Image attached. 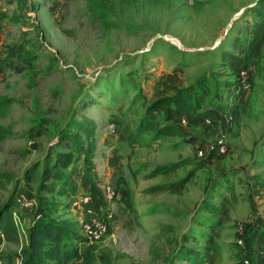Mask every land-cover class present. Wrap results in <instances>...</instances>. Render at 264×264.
I'll list each match as a JSON object with an SVG mask.
<instances>
[{
    "label": "rangeland",
    "instance_id": "374dc122",
    "mask_svg": "<svg viewBox=\"0 0 264 264\" xmlns=\"http://www.w3.org/2000/svg\"><path fill=\"white\" fill-rule=\"evenodd\" d=\"M0 13V204L13 200L19 232L17 244L0 236V264H20L39 199L78 234L77 180L72 192L28 179L68 150L63 134L84 140L86 120L98 185L122 194L101 242L73 241L90 264H243L234 225L264 222V0H0ZM166 97L189 99L178 122L153 106Z\"/></svg>",
    "mask_w": 264,
    "mask_h": 264
},
{
    "label": "trees",
    "instance_id": "16d2710c",
    "mask_svg": "<svg viewBox=\"0 0 264 264\" xmlns=\"http://www.w3.org/2000/svg\"><path fill=\"white\" fill-rule=\"evenodd\" d=\"M3 18L4 14L0 13V22ZM8 51L9 57L19 55L20 58L24 59L21 48H19L18 51L9 48ZM12 62L13 61H11L10 64L8 62L9 67L13 65ZM168 78L172 79V77L165 76L163 84L166 87L169 85V89L174 90L177 85H180V80L173 78L177 81V84L175 87L170 86L168 83L172 82V80L168 81ZM237 81L230 84V95H233L235 89L239 90L241 88L240 76H237ZM170 101L171 98L166 97L163 98V100L154 101L153 106L163 108L167 119L178 122L181 119V115L184 111L183 109L189 106V99L188 102L187 100H182L180 102L176 99L172 105ZM75 130L84 135V140H81L80 134H63V137L68 143L66 144L68 150L66 152L56 153L53 162L46 164L40 174L36 172L37 166L32 168L29 172L30 178L28 181H33L40 175L46 179H51V183L56 182L57 184L63 185L64 188H69L70 191L75 192L76 187L73 181L77 180L78 186L83 190L82 194L88 195L89 197L90 201L87 205L97 208L104 207L106 203L103 197V190L98 185V177L93 160L96 149L94 138L95 125L91 121L86 120V124H78L75 126ZM158 132H160V130ZM74 153L76 156H74ZM219 157H222V154H219ZM79 159L81 164L77 167L74 163ZM50 164L51 167L49 168L48 166ZM68 168L70 169L69 174L65 172ZM159 169L162 168H157V170ZM9 180L10 177L6 173H0V187H3V184L5 182L7 183ZM50 185L51 184L44 185L41 183L39 187L48 189L47 191H49L53 189ZM38 201L39 206L35 211L34 220L26 232L27 242L21 247L18 253H15L16 257L20 260V264H70V262L74 260L80 261V264H90L92 262V256L81 252L80 249L73 244L74 240L79 239L78 229V234H76L74 228L69 225V223L57 221L58 219H54L51 215L49 216L45 199H39ZM12 203L13 200H9L6 203L0 204V236L5 241L17 244L19 242V232L16 222L13 220ZM37 216L40 217L37 218ZM259 231L260 230H256L255 227L249 231V238L244 250L240 249L241 256H243L242 262L244 259H248L251 247L249 243L252 236L255 234L264 236V232ZM79 236L82 238L80 234ZM187 264L212 263L208 262V260L205 263L202 259L192 258L187 261Z\"/></svg>",
    "mask_w": 264,
    "mask_h": 264
},
{
    "label": "built area",
    "instance_id": "2783aa9c",
    "mask_svg": "<svg viewBox=\"0 0 264 264\" xmlns=\"http://www.w3.org/2000/svg\"><path fill=\"white\" fill-rule=\"evenodd\" d=\"M241 83L242 87L246 83L245 78H243L242 76L240 78V84ZM224 120H226V122H231L233 120L232 115L225 114ZM205 123L210 126L212 124V120L207 118L205 120ZM225 124L226 123L224 122L223 126H225ZM223 126L219 127L216 130L217 137L215 140V148L218 150V152L220 151L219 153L224 152L226 146V135L224 133ZM101 188L103 190V197L106 203L104 207L97 208L94 206H88L87 204L90 201L88 195L81 196V201L83 203V207L81 210L83 211V214L80 216L83 217L78 222V232L82 236L83 240L90 245L101 242L105 237L112 222V212L110 211V206L113 203L121 201L122 198L121 191L115 186L107 184L101 186ZM22 205L25 207H29L32 204L30 202H23ZM253 227H255L256 230H260L259 232H264V222L259 218L252 219L248 222H237L234 225L235 244L239 249L244 250L246 242L249 238V231ZM243 264H249L248 259H244Z\"/></svg>",
    "mask_w": 264,
    "mask_h": 264
},
{
    "label": "crops",
    "instance_id": "0c3cea01",
    "mask_svg": "<svg viewBox=\"0 0 264 264\" xmlns=\"http://www.w3.org/2000/svg\"><path fill=\"white\" fill-rule=\"evenodd\" d=\"M230 62L233 63V65H231ZM242 62L244 63V61H242ZM237 63L239 64L237 59H234V60L226 62L227 68H230V67H231V69L236 68L235 70H228V71H230V72L226 73V77H228V80H232L231 77H233L234 74H236L234 72H237L239 70V67H238ZM232 73H234V74H232ZM225 91H227L226 94H228V96L230 97V92H231L230 84L227 86V89ZM219 103H221V102H219ZM229 174H232L231 175V178H232L233 175H235V172L234 173H229ZM250 202H251V205H252V201H250ZM259 236H261V235H256L255 234V235L252 236V238L250 240L249 245L251 247H250V252H249V255H248L249 264H264V236L263 235L261 237H259ZM208 262H211L212 264H214V259L210 258L208 260ZM233 264H238V263L234 262Z\"/></svg>",
    "mask_w": 264,
    "mask_h": 264
}]
</instances>
